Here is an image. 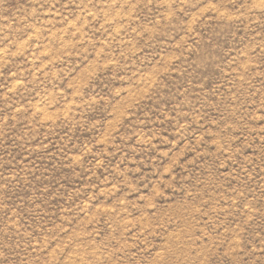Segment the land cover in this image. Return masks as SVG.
Returning a JSON list of instances; mask_svg holds the SVG:
<instances>
[{"label": "rangeland", "instance_id": "rangeland-1", "mask_svg": "<svg viewBox=\"0 0 264 264\" xmlns=\"http://www.w3.org/2000/svg\"><path fill=\"white\" fill-rule=\"evenodd\" d=\"M0 264H264V0H0Z\"/></svg>", "mask_w": 264, "mask_h": 264}]
</instances>
